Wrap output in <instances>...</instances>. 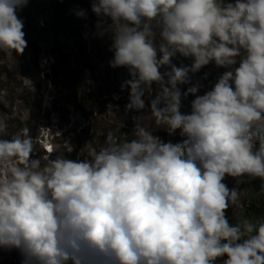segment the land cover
Segmentation results:
<instances>
[{"label": "clouds", "instance_id": "1", "mask_svg": "<svg viewBox=\"0 0 264 264\" xmlns=\"http://www.w3.org/2000/svg\"><path fill=\"white\" fill-rule=\"evenodd\" d=\"M27 3L0 0V52L23 55ZM91 11L110 66L128 70L125 110L147 108L183 139L136 123L130 140L109 130L90 159L42 162L28 127L0 138V248L22 264H264V216L231 224L240 193L224 183L264 181V0H92ZM211 63L227 69L211 90L181 91Z\"/></svg>", "mask_w": 264, "mask_h": 264}, {"label": "rangeland", "instance_id": "2", "mask_svg": "<svg viewBox=\"0 0 264 264\" xmlns=\"http://www.w3.org/2000/svg\"><path fill=\"white\" fill-rule=\"evenodd\" d=\"M91 4L92 0H28L17 12L27 41L23 55L0 52V119L8 125L0 138H11L28 127L33 157L42 162L57 157L90 159L105 145L109 130L120 129L127 134L122 139L130 140L136 123L164 142L183 139L179 130L169 136L165 129H158L147 108L143 113L125 110L129 89L122 90L121 85L130 76L126 68L110 66L111 38L98 35V18ZM80 9L85 10L86 18L76 15ZM173 63L190 66L192 60L178 55ZM226 70L211 63L190 73V83L181 86V91L199 84L197 95H203ZM89 90L86 106L94 111L84 115L78 102L82 99L83 104ZM194 99L191 94L182 98L181 111L190 113ZM109 106L112 112H108ZM253 180L245 177L237 185L235 178H225L224 183L230 189L238 187L240 193L239 202L226 211L231 224L243 216H264V190L251 185ZM22 260L18 250L0 248V264H22Z\"/></svg>", "mask_w": 264, "mask_h": 264}, {"label": "trees", "instance_id": "3", "mask_svg": "<svg viewBox=\"0 0 264 264\" xmlns=\"http://www.w3.org/2000/svg\"><path fill=\"white\" fill-rule=\"evenodd\" d=\"M87 95V96H86ZM86 95H85V99L83 100V104H81V101H82V99L80 100V102H78L79 103V106H78V108H80L79 110L80 111H82V113L84 114V115H86V112L87 111H89L90 110V112L92 113L93 111H94V109H93V107H88V106H86V104H87V102H88V100H89V97H90V95H91V91L89 90L87 93H86ZM94 101H96V100H94ZM262 184H264V181H261L259 178H256V179H254L253 181H251V185H253L257 190H262V188H261V185Z\"/></svg>", "mask_w": 264, "mask_h": 264}, {"label": "water", "instance_id": "4", "mask_svg": "<svg viewBox=\"0 0 264 264\" xmlns=\"http://www.w3.org/2000/svg\"><path fill=\"white\" fill-rule=\"evenodd\" d=\"M43 139V138H42Z\"/></svg>", "mask_w": 264, "mask_h": 264}]
</instances>
